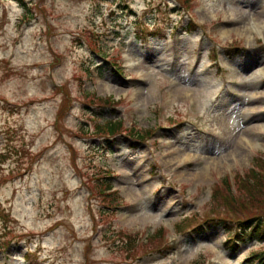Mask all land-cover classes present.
Masks as SVG:
<instances>
[{
    "label": "rangeland",
    "instance_id": "1",
    "mask_svg": "<svg viewBox=\"0 0 264 264\" xmlns=\"http://www.w3.org/2000/svg\"><path fill=\"white\" fill-rule=\"evenodd\" d=\"M191 2L0 0V151L13 139L0 154V264H249L264 249L248 236L228 248L221 226L176 229L208 215L216 181L264 158V0ZM90 96L111 103L89 111ZM115 119L153 135L97 140L92 123ZM160 227L172 245L148 254L140 242ZM131 238L135 256L122 250Z\"/></svg>",
    "mask_w": 264,
    "mask_h": 264
},
{
    "label": "trees",
    "instance_id": "2",
    "mask_svg": "<svg viewBox=\"0 0 264 264\" xmlns=\"http://www.w3.org/2000/svg\"><path fill=\"white\" fill-rule=\"evenodd\" d=\"M17 1L21 2V4L24 3V0ZM176 1L182 2L183 4L193 3L191 2V0ZM86 70L87 69H84L81 72H85ZM77 77L81 78V75L79 74L77 75ZM108 97L90 96L86 98V100H84L85 102H83L86 108L91 111L92 109L105 108L104 106H108L111 103V97ZM119 103L120 101L117 102V104ZM92 126L94 128L93 135L100 137L105 141H109L110 139H113L116 135L123 133L127 134L132 139L138 140L147 139L152 134V130H147L143 133H139V131H137L133 127L124 128L123 122L120 119L108 120L107 122L101 124H98L96 121H94L92 123ZM87 132L88 130L83 131L84 135H87ZM11 141H13V139L8 137L7 143L5 144L4 149L0 151V154L2 152L9 151V148H11L9 142ZM15 147L16 146L14 145L12 148ZM3 155L4 154L2 153V156ZM27 155H29L30 161L34 158V154L30 151L23 154L22 157H25ZM4 158L6 159V157H1V160L4 161ZM5 178H8V176L4 175L2 177L0 174V183H3ZM236 185L237 194L233 192L232 188L229 185L228 179L224 178L221 181L220 186L216 187L215 191L213 190L212 198L208 206L205 207L203 210L206 211L209 215L213 216H216V214L219 212L223 213V216L219 218L223 219L221 220V223L228 229H230L231 227L228 226V220H226V218L234 219L236 222H238V233L234 235L235 238L244 240V232L246 234H249L250 237L257 236L258 238H261L264 236V206H258V211L255 214L246 215V212H254L258 203L257 201H264V158H256L255 165L253 166V168L249 169L248 174L245 177H239V179L236 180ZM97 189V185L92 186V190H94L96 193H98ZM110 189L111 183H108L107 187L105 186V184H103V188L100 189V192L103 193V202H105L109 206L119 201L118 195L112 196L111 192L105 193L107 190ZM223 191L225 192L222 195ZM219 205L223 207L221 210L218 209ZM247 205H250V209H247ZM209 215H206L205 217H208ZM238 219H240L241 221H237ZM180 222L181 224H179L176 229L179 232H186L188 230H195L201 228L203 225L206 224V219L201 216H184L182 218V221ZM233 231V229L228 230V232L231 234L233 233ZM162 237H165V230L163 228H159L155 231L153 236L147 238L144 241L143 246H159L162 244ZM122 250L128 251L129 253L136 252L137 244L134 242V239L131 238ZM253 257H258V259L260 258L259 263L264 264V252L254 253Z\"/></svg>",
    "mask_w": 264,
    "mask_h": 264
},
{
    "label": "bare ground",
    "instance_id": "3",
    "mask_svg": "<svg viewBox=\"0 0 264 264\" xmlns=\"http://www.w3.org/2000/svg\"><path fill=\"white\" fill-rule=\"evenodd\" d=\"M225 18V17H224ZM259 30V25L255 22H252L250 25L246 26V31L245 34L248 38L251 37L253 31H258ZM264 73V72H263Z\"/></svg>",
    "mask_w": 264,
    "mask_h": 264
}]
</instances>
